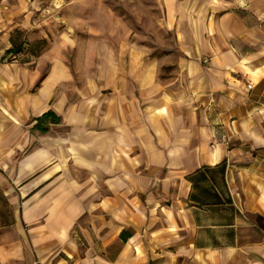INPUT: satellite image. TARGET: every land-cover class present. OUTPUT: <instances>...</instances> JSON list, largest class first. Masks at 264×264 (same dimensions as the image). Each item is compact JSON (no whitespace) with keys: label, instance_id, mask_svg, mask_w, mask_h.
I'll return each instance as SVG.
<instances>
[{"label":"crops","instance_id":"1","mask_svg":"<svg viewBox=\"0 0 264 264\" xmlns=\"http://www.w3.org/2000/svg\"><path fill=\"white\" fill-rule=\"evenodd\" d=\"M161 4L173 76L134 49L108 88L0 5V264H264V0Z\"/></svg>","mask_w":264,"mask_h":264},{"label":"rangeland","instance_id":"2","mask_svg":"<svg viewBox=\"0 0 264 264\" xmlns=\"http://www.w3.org/2000/svg\"><path fill=\"white\" fill-rule=\"evenodd\" d=\"M0 5L18 28L13 48L43 73L62 61L79 86L96 82L108 88L125 78L133 50L141 48L163 63L162 78L176 70L161 0H0Z\"/></svg>","mask_w":264,"mask_h":264},{"label":"trees","instance_id":"3","mask_svg":"<svg viewBox=\"0 0 264 264\" xmlns=\"http://www.w3.org/2000/svg\"><path fill=\"white\" fill-rule=\"evenodd\" d=\"M47 121H50V123L53 124H58L60 123V118L57 117L53 112H48L38 119L35 129L41 131L42 133H46L48 131V127H42L41 123L44 124Z\"/></svg>","mask_w":264,"mask_h":264},{"label":"built area","instance_id":"4","mask_svg":"<svg viewBox=\"0 0 264 264\" xmlns=\"http://www.w3.org/2000/svg\"><path fill=\"white\" fill-rule=\"evenodd\" d=\"M249 88H251V85H249Z\"/></svg>","mask_w":264,"mask_h":264}]
</instances>
